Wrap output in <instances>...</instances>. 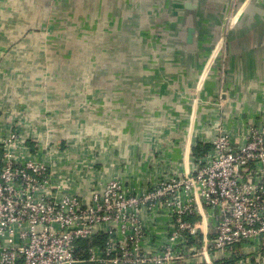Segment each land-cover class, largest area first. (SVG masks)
Instances as JSON below:
<instances>
[{
  "label": "crops",
  "instance_id": "0c3cea01",
  "mask_svg": "<svg viewBox=\"0 0 264 264\" xmlns=\"http://www.w3.org/2000/svg\"><path fill=\"white\" fill-rule=\"evenodd\" d=\"M227 15L222 75L213 46ZM185 27L196 31L192 44ZM8 110L27 111L54 141L74 138L80 160H95L108 179L121 173L137 192L182 175L217 126L243 144L248 127L264 124V0H0ZM188 221L198 234L183 264L228 258L203 257L208 228ZM237 246L224 256L264 264V236Z\"/></svg>",
  "mask_w": 264,
  "mask_h": 264
},
{
  "label": "built area",
  "instance_id": "2783aa9c",
  "mask_svg": "<svg viewBox=\"0 0 264 264\" xmlns=\"http://www.w3.org/2000/svg\"><path fill=\"white\" fill-rule=\"evenodd\" d=\"M0 122V264H183L198 234L190 216L208 228L210 259L264 236V124L248 127L243 144L217 126L191 171L137 192L121 173L108 179L95 160H80L74 138L54 141L27 111L0 112Z\"/></svg>",
  "mask_w": 264,
  "mask_h": 264
},
{
  "label": "rangeland",
  "instance_id": "374dc122",
  "mask_svg": "<svg viewBox=\"0 0 264 264\" xmlns=\"http://www.w3.org/2000/svg\"><path fill=\"white\" fill-rule=\"evenodd\" d=\"M230 18H231V16L230 15H227L226 16V19H225V22L223 23V29H224V31H223V33H222V47H223V53H221V52H219V53H217V59H222V60H225L226 58H227V56H226V54H225V51H226V46H227V44H226V41H227V33H228V28L230 27ZM219 38H220V36H219ZM214 46H213V49L215 48V46H218V44H220V41H219V39L218 40H216L215 42H214ZM219 47V46H218ZM217 47V48H218ZM220 53H221V55H220ZM220 94V93H219Z\"/></svg>",
  "mask_w": 264,
  "mask_h": 264
},
{
  "label": "trees",
  "instance_id": "16d2710c",
  "mask_svg": "<svg viewBox=\"0 0 264 264\" xmlns=\"http://www.w3.org/2000/svg\"><path fill=\"white\" fill-rule=\"evenodd\" d=\"M208 148H209L208 146H203L202 144H196L195 147L193 148V156L197 158L200 157L201 155L206 153ZM235 247L238 246L235 245ZM237 259H238L237 254H233L229 259H225L219 262L218 264H236Z\"/></svg>",
  "mask_w": 264,
  "mask_h": 264
},
{
  "label": "water",
  "instance_id": "95a60500",
  "mask_svg": "<svg viewBox=\"0 0 264 264\" xmlns=\"http://www.w3.org/2000/svg\"><path fill=\"white\" fill-rule=\"evenodd\" d=\"M188 9H191L190 4L185 5ZM185 32H186V37H187V43L192 44L193 42V37L196 36V31L193 27H185Z\"/></svg>",
  "mask_w": 264,
  "mask_h": 264
}]
</instances>
